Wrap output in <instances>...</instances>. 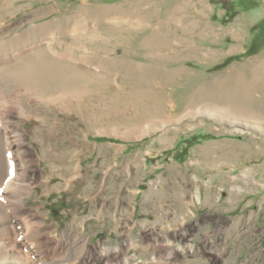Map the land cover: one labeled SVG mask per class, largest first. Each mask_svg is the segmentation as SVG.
Listing matches in <instances>:
<instances>
[{
	"label": "rangeland",
	"instance_id": "1",
	"mask_svg": "<svg viewBox=\"0 0 264 264\" xmlns=\"http://www.w3.org/2000/svg\"><path fill=\"white\" fill-rule=\"evenodd\" d=\"M0 67L23 208L79 264H264V0H0Z\"/></svg>",
	"mask_w": 264,
	"mask_h": 264
},
{
	"label": "bare ground",
	"instance_id": "2",
	"mask_svg": "<svg viewBox=\"0 0 264 264\" xmlns=\"http://www.w3.org/2000/svg\"><path fill=\"white\" fill-rule=\"evenodd\" d=\"M54 77H51L53 82L52 80L46 81L47 79L41 77V75L38 78L35 77L36 79L33 78V81L31 78L24 77L21 82L19 81L23 87H21L23 89L21 93L30 100L32 98L31 95L35 94L37 83L40 85L44 84V86L48 84V87L52 86L55 83ZM27 80L29 82H26V86H24ZM57 93L59 96L54 98L57 103L71 101V92L61 90L57 91L56 95ZM10 100H6L3 93H0V106L2 108L6 109L7 103H17L14 99V101ZM15 137L19 148L24 140L21 133L17 130ZM7 141L0 133V264H79L81 254L86 247L84 242L79 241L77 236H75L74 241L72 240V243L68 244H63L60 241L53 243L49 239L47 240L44 237V229L41 222L35 218L33 213L23 208L24 197L31 190L32 183L29 181L26 171L18 172ZM72 179H66L65 183L69 186ZM10 212L20 220L14 222L11 219ZM32 249L36 250L39 258H35ZM84 264L90 263L84 262ZM105 264H119V262L117 260H109Z\"/></svg>",
	"mask_w": 264,
	"mask_h": 264
}]
</instances>
